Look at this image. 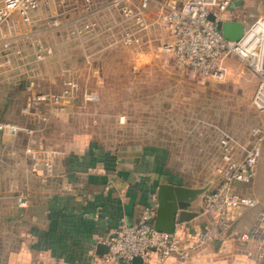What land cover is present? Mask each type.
Listing matches in <instances>:
<instances>
[{
  "label": "rangeland",
  "instance_id": "rangeland-1",
  "mask_svg": "<svg viewBox=\"0 0 264 264\" xmlns=\"http://www.w3.org/2000/svg\"><path fill=\"white\" fill-rule=\"evenodd\" d=\"M241 1L254 7V12L260 5L264 8V0ZM48 12L42 9L40 16ZM59 13L58 31L34 36L54 47V54L37 67L38 77L32 79L31 73L19 69L0 84V124L33 126L35 139L50 149L53 142L85 139L116 153L129 147L155 153L165 162L163 167L188 185L209 190L220 182L221 136L226 134L238 153L255 143V131L264 125V114L252 105L259 80L238 59L225 58L223 81L181 68L163 50L171 40L156 5L147 14L146 30L105 3L79 2ZM127 31L135 35L128 45L123 42ZM69 80L76 81L79 90L66 101L64 112L42 106L45 122L22 114L27 95L22 83L31 81L40 91L60 93ZM21 90L26 94L15 101L4 96ZM85 93L97 95L98 101L87 100ZM260 165L256 179L240 191L263 209L264 157ZM1 232L6 234L7 228Z\"/></svg>",
  "mask_w": 264,
  "mask_h": 264
},
{
  "label": "crops",
  "instance_id": "crops-1",
  "mask_svg": "<svg viewBox=\"0 0 264 264\" xmlns=\"http://www.w3.org/2000/svg\"><path fill=\"white\" fill-rule=\"evenodd\" d=\"M234 4L235 8L255 11L241 0ZM258 7L256 12L264 13V8ZM242 16V11H234L226 14L224 22L241 23ZM22 91L4 96L15 101L26 94ZM16 106L17 102L12 104L13 109ZM43 109L39 107L33 116L46 118ZM29 139L24 132H0V229L7 228L6 234L0 233V264H102L98 245H108L122 217L137 223L146 209L157 211L161 184L194 188L163 167L165 162L155 153L133 147L116 153L85 139L53 142L50 149L40 140L43 156L45 152L52 155L47 166L27 155ZM237 189H244V185ZM20 194L27 200L25 208L17 204ZM203 205L201 195L189 209L195 215L177 222L175 233L185 247L212 220L202 214ZM261 210L231 211L229 235L200 251L188 252L186 259L151 253L143 264H264V245L243 247L237 238L255 225ZM251 250L252 257L248 255Z\"/></svg>",
  "mask_w": 264,
  "mask_h": 264
},
{
  "label": "built area",
  "instance_id": "built-area-1",
  "mask_svg": "<svg viewBox=\"0 0 264 264\" xmlns=\"http://www.w3.org/2000/svg\"><path fill=\"white\" fill-rule=\"evenodd\" d=\"M82 2L87 6L105 3L116 9L122 16L131 20L140 30H146L147 14L152 5L160 10L164 26L169 33L170 43L163 45V50L172 54L181 68L191 69L204 78L223 81L227 75L224 60L227 57L238 59L246 69L259 80V85L252 99L254 109L264 114V13L235 8L233 0H0V84L17 70L24 69L30 78L38 77L39 65L44 64L54 54V47L46 44L42 38L34 39L40 31H58L61 28L59 11ZM46 9L48 16L42 18L40 11ZM242 11L245 19L243 34L238 40L231 41L219 30V23L224 22L226 14ZM241 17V15H235ZM213 17V19L211 18ZM135 35L125 33L123 42L132 44ZM26 89V103L22 108L24 115H37L39 107L55 106L60 112L66 110V101L74 99L79 86L69 80L60 93H46L36 88L34 82L22 83ZM89 101H98L97 95L85 93ZM45 121V117H39ZM3 135L26 133L31 144L27 155L49 165L52 155L38 146L34 129L18 124L3 122L0 124ZM256 141L244 153L225 134L220 138L223 165L218 169L220 182L217 187L206 191L202 214L212 218L185 247L182 239L175 234L160 232L153 220L156 209H146L137 223H131L122 217L108 242L109 251L101 257L102 264H118L140 257L143 260L151 253L162 258L177 256L188 257V252L200 251L222 237L229 235L232 229L230 213L237 209H250L258 201L241 193L237 187L252 183L258 176L260 163L264 157V125L255 131ZM20 208L27 207L24 196L17 199ZM243 247L249 243L264 245V208L259 212L255 225L248 233L237 237ZM253 256V251L248 252Z\"/></svg>",
  "mask_w": 264,
  "mask_h": 264
},
{
  "label": "water",
  "instance_id": "water-1",
  "mask_svg": "<svg viewBox=\"0 0 264 264\" xmlns=\"http://www.w3.org/2000/svg\"><path fill=\"white\" fill-rule=\"evenodd\" d=\"M211 18L213 19V17ZM218 28L223 32L224 37L231 41L238 40L243 34L242 23L221 22ZM208 190L209 187L190 188L170 183L161 184L157 194L156 229L167 234H175L178 220L182 222L193 214L195 215V213H190L189 209ZM108 251L107 244L98 245V255L103 256ZM132 264H143V259L137 257L132 261Z\"/></svg>",
  "mask_w": 264,
  "mask_h": 264
}]
</instances>
